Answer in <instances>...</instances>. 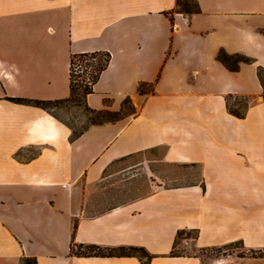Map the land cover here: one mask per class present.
Wrapping results in <instances>:
<instances>
[{"label": "crops", "instance_id": "1", "mask_svg": "<svg viewBox=\"0 0 264 264\" xmlns=\"http://www.w3.org/2000/svg\"><path fill=\"white\" fill-rule=\"evenodd\" d=\"M195 1L0 0V264H206L173 255L185 231L199 250L240 244L225 264H264V0ZM87 53L110 62L86 107L135 115L74 137L46 106L71 103ZM130 173L145 194L111 197Z\"/></svg>", "mask_w": 264, "mask_h": 264}, {"label": "rangeland", "instance_id": "2", "mask_svg": "<svg viewBox=\"0 0 264 264\" xmlns=\"http://www.w3.org/2000/svg\"><path fill=\"white\" fill-rule=\"evenodd\" d=\"M184 5H190L193 9L195 6V3L192 0H183L182 6ZM181 12H183V7L179 8ZM80 62L76 61L74 64V78L76 81H79L84 84L88 82V79H90L91 70H88L86 73L84 72L83 68H80ZM261 78H259L262 86L264 87V75L261 74ZM81 76V77H79ZM151 85H147L146 90H151ZM146 95V94H145ZM262 99H264V94L262 96ZM250 103V99L244 97H237L235 99L229 100V110L236 113L237 115H244L245 117V111L248 108ZM48 107V111L55 115L58 119H61L65 123L69 124L74 129V134L79 135L85 131V129L91 125L92 123H99L103 124L104 122H107L109 120H119V119H128L130 117H133L135 115L134 108L129 104L128 101L124 102V105L122 107V111L120 115H116L115 113L112 114H101L96 113V111H92L88 109L85 105L84 101L77 100L76 102H71L69 104H51L46 106ZM134 174H119L116 178L119 182V186L115 188L116 191L112 193L111 197L115 198H123V194L128 196L129 198H135L140 197L144 195L145 193L142 192V190L145 187V178L144 176L137 175L136 177L131 178L129 180L123 181L125 178H130ZM112 181H115V179ZM196 233H193L191 231H185L180 233L178 235L173 255H181V256H193L198 255L202 256L204 263L206 264H212L214 261H218L224 258H227L231 260V257L233 259L240 258L244 256V253L241 251L240 244H235L229 247L217 249V250H206L201 249L199 250L197 247L193 246L194 239H196ZM85 253H89L87 250ZM253 257H264V251L260 252H254L252 254ZM226 260V259H225ZM214 262V263H215Z\"/></svg>", "mask_w": 264, "mask_h": 264}, {"label": "trees", "instance_id": "3", "mask_svg": "<svg viewBox=\"0 0 264 264\" xmlns=\"http://www.w3.org/2000/svg\"><path fill=\"white\" fill-rule=\"evenodd\" d=\"M182 1L183 0H177V6L178 9L183 7V12L184 13H193L198 10V6L195 0H192L195 3L194 8L192 9L190 5H184L182 6ZM219 59L226 64L229 68L234 69L235 64L245 61L248 62L247 59L243 57H237V58H232L228 57L226 54L222 53L219 56ZM76 61H79L80 68L84 69V72L86 73L88 70H91L90 79H88V82L84 84L80 83L79 81H76L74 78V64ZM110 62V55L108 53H87V54H79L75 55L71 59V69H70V82H71V102H76L77 100L84 101L88 97V95L92 94L94 91V86L98 83L102 73L107 69L108 65ZM81 77V76H79ZM148 84H141L139 87V93L141 95L153 93V85L150 86L151 90L148 91L146 90ZM128 101V100H126ZM129 102V101H128ZM122 111V110H121ZM121 111L118 113H115L116 115H120ZM96 113H101V114H112L111 112L108 111H100ZM231 113L239 118H244V115L240 116L237 115L236 113L232 112ZM117 121L115 120H109L107 122H114ZM104 122V123H107ZM93 125H97V123H92ZM99 124V123H98ZM79 135H75L74 137H79ZM182 233V232H180ZM180 233L178 235H180ZM89 253H84V255H101V256H132V255H140L142 258L147 259V262L151 259V257L146 253V251L143 248H120L119 250L116 251H103L100 248L97 247H90L88 248ZM24 264H35L34 261L32 260H27Z\"/></svg>", "mask_w": 264, "mask_h": 264}, {"label": "bare ground", "instance_id": "4", "mask_svg": "<svg viewBox=\"0 0 264 264\" xmlns=\"http://www.w3.org/2000/svg\"><path fill=\"white\" fill-rule=\"evenodd\" d=\"M214 264H225V261L224 260H218Z\"/></svg>", "mask_w": 264, "mask_h": 264}]
</instances>
